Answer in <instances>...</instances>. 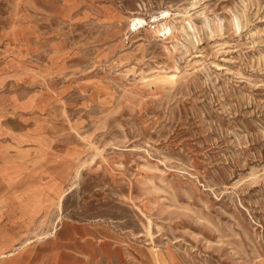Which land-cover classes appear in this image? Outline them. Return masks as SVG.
I'll use <instances>...</instances> for the list:
<instances>
[{
	"label": "rangeland",
	"instance_id": "rangeland-1",
	"mask_svg": "<svg viewBox=\"0 0 264 264\" xmlns=\"http://www.w3.org/2000/svg\"><path fill=\"white\" fill-rule=\"evenodd\" d=\"M0 73L8 160L70 163L0 264H264V0H0Z\"/></svg>",
	"mask_w": 264,
	"mask_h": 264
},
{
	"label": "crops",
	"instance_id": "crops-1",
	"mask_svg": "<svg viewBox=\"0 0 264 264\" xmlns=\"http://www.w3.org/2000/svg\"><path fill=\"white\" fill-rule=\"evenodd\" d=\"M3 81L4 76L0 73V86H4ZM3 103L4 95H0V104ZM9 146L10 143L3 142L0 134V202L4 204L0 212V262L13 257L19 250L28 246H24L28 242L26 240L17 247L30 232L37 229V210L26 204H31L36 198L30 191L31 188L46 185L50 181L49 173L70 166L69 162L63 161L55 166L49 164L44 173L37 174L35 170H28L16 161L8 160ZM72 173L73 171L70 174ZM69 180L70 178L61 181L64 188ZM42 198L46 206L53 194L44 191Z\"/></svg>",
	"mask_w": 264,
	"mask_h": 264
},
{
	"label": "bare ground",
	"instance_id": "bare-ground-1",
	"mask_svg": "<svg viewBox=\"0 0 264 264\" xmlns=\"http://www.w3.org/2000/svg\"><path fill=\"white\" fill-rule=\"evenodd\" d=\"M170 16L169 13H167L166 15H162L163 19H166ZM130 26H135L139 29L144 28L146 26V20L144 18H140V17H136L131 21V24H129ZM239 29V28H238ZM176 30V26L175 24H171V20L170 21H165L164 23H162L161 25H159V28L157 30V34H161L164 37L168 38V37H173L174 36V31ZM62 201V198L60 199ZM26 243H31L30 240H28V242ZM26 245V244H24Z\"/></svg>",
	"mask_w": 264,
	"mask_h": 264
}]
</instances>
